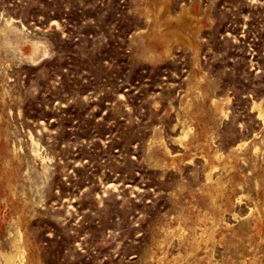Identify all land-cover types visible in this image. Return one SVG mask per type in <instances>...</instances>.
Instances as JSON below:
<instances>
[{"label":"rangeland","instance_id":"rangeland-1","mask_svg":"<svg viewBox=\"0 0 264 264\" xmlns=\"http://www.w3.org/2000/svg\"><path fill=\"white\" fill-rule=\"evenodd\" d=\"M156 7L0 0V254L264 264V0Z\"/></svg>","mask_w":264,"mask_h":264},{"label":"bare ground","instance_id":"bare-ground-1","mask_svg":"<svg viewBox=\"0 0 264 264\" xmlns=\"http://www.w3.org/2000/svg\"><path fill=\"white\" fill-rule=\"evenodd\" d=\"M168 1L169 0H157V2H158V7H159V11H160V13H161V15L163 16V17H166V18H168L169 17V19H171L170 18V16L168 15V13H167V10H166V8H167V3H168ZM158 7H156V8H158ZM188 9V8H187ZM158 10H157V12H156V14L158 13ZM186 12V11H185ZM184 12V9L179 13V14H177L178 15V18L176 19V20H174L173 21V19H172V22L173 23H175V25L177 24V23H182L185 27H186V29L187 30H190V31H192V32H196V30H197V26H196V22H197V20H195V18L193 19V16H191V15H189L190 13H185ZM189 12V11H188ZM192 13V12H191ZM161 15H160V18H161ZM164 20V19H163ZM168 21V20H167ZM163 22V24L165 23L164 21H162ZM160 24V23H159ZM162 24V23H161ZM6 25L7 26H9V28L12 30V31H15V32H17L18 30L16 29V27H13L12 26V24L10 23V21H7L6 22ZM198 25V24H197ZM173 35H172V39L170 38V37H168L167 35H163L162 36V39L164 40V41H166L167 42V46H166V48H165V51L166 52H168L169 50H170V47H171V45H172V43H173V41H178L179 39H182V40H186V41H188V39H189V35L187 34V33H185V31L184 32H182L181 30H177L176 28H173ZM176 32V33H175ZM31 52V51H30ZM257 107L259 108V115H261L262 114V111L260 110V105H257ZM218 108V107H217ZM184 133V132H183ZM185 135V134H184ZM166 149V148H165ZM167 150V149H166ZM170 154V153H169ZM209 170V169H208ZM205 175V174H204ZM209 175H211L210 174V170H209V172H207L206 173V175H205V177H207L208 179V181H210V178H212V177H210L209 178ZM206 180V179H205ZM206 180V181H207ZM211 183V182H210ZM210 183H209V185H210ZM218 184V183H217ZM217 184H216V186H217ZM214 206V205H213ZM215 207V206H214ZM264 209V208H263ZM16 222V221H15ZM215 221H213V223H214ZM212 223V225L214 226V224ZM216 223V222H215ZM211 225V226H212ZM212 226V227H213ZM211 227V228H212ZM210 228V230H212ZM209 229V228H208ZM205 230V229H204ZM207 232V231H206ZM210 232V231H209ZM19 233V232H18ZM211 233V232H210ZM200 235H202V233L200 234ZM203 235H204V233H203ZM212 238V237H211ZM22 238H21V236H20V238H19V236L18 237H14L13 239H12V247H13V250L11 251V252H8V253H1L0 254V257L2 258V260H3V263L4 264H30V261L28 260V258H27V253H26V249L20 244V242H22ZM213 240V239H212ZM24 245V244H23ZM2 262V261H1Z\"/></svg>","mask_w":264,"mask_h":264}]
</instances>
